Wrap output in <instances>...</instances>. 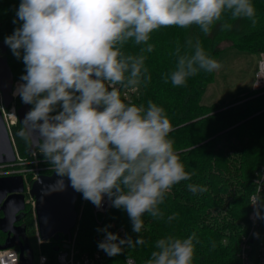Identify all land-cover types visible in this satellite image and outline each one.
Wrapping results in <instances>:
<instances>
[{"label":"clouds","instance_id":"obj_1","mask_svg":"<svg viewBox=\"0 0 264 264\" xmlns=\"http://www.w3.org/2000/svg\"><path fill=\"white\" fill-rule=\"evenodd\" d=\"M226 14L257 23L252 0H20L13 20L19 26L4 39L25 65L14 94L32 106L17 135L31 141L60 178L53 190H62L67 178L97 208L107 196L112 207L128 214L135 240L108 231L111 225L97 229L105 233L98 248L109 257L143 244V216L163 218L159 205L166 194L195 175L174 150L165 110L151 100L146 107L125 103L121 88L151 80L143 53L154 50L153 31L196 25L209 35L218 22L222 30L231 29L223 22ZM129 41L142 45L141 54H125ZM184 47L178 44L172 53L176 64L165 83L185 86L200 71L221 68L198 38ZM187 188L207 191L193 183ZM254 199L255 215L264 219V197ZM194 241L195 232L160 238L146 264H192Z\"/></svg>","mask_w":264,"mask_h":264},{"label":"trees","instance_id":"obj_2","mask_svg":"<svg viewBox=\"0 0 264 264\" xmlns=\"http://www.w3.org/2000/svg\"><path fill=\"white\" fill-rule=\"evenodd\" d=\"M19 3L20 0H0V42H4L5 37L19 26V23H13ZM252 3L256 8L255 26L246 18L232 20L226 14L223 22L231 24L230 30H222L218 22L209 35L197 34L196 25L188 28L172 26V40H160L162 28L151 33L149 43L154 45V50L143 53L146 56V75H150L151 80L146 82L141 79L142 91L133 104L146 107L151 100L165 110L173 127L169 138L174 141V150L179 154L185 170L195 172V175L174 185L166 194L164 202L159 205L163 218L156 219L148 214L143 216L144 227L139 236L144 243L125 247L123 254L112 257L113 262L123 264L127 257H133L138 264H146L152 251L156 250V240L167 235L187 238L195 232L198 242L194 241L192 264H240L239 244L248 228L249 200L255 186L254 172L257 168L259 170L264 159V95L252 97L256 93L250 91L244 98L211 112L200 104V99L207 84L212 81L213 72L200 71L188 78L185 86L179 87H174L170 80L165 83L164 77L175 68L176 57L172 53L176 46L179 44L182 51L185 50L188 39L195 41L198 38L214 59L222 53L220 46L225 42H231L245 51L264 49V0H252ZM141 47L129 41L123 51L138 55L141 54ZM6 56L14 78H20L21 73L14 71L9 47ZM21 127L19 123L13 127V138L23 158L28 159L31 156L30 141L17 135ZM189 183L202 185L207 191L193 194L187 188ZM81 198L82 193L77 207ZM173 213L178 215L169 222L167 218ZM23 220L27 228L34 224L31 204L27 205ZM113 221L123 226L126 235L133 240L137 238L138 234L132 231L131 221L124 210L111 207L105 224L99 226L87 206L81 220L77 247L82 252L95 250L98 247L97 238L105 234L97 229H103ZM63 237L56 236L50 243H42L44 252L52 256L63 247Z\"/></svg>","mask_w":264,"mask_h":264},{"label":"built area","instance_id":"obj_3","mask_svg":"<svg viewBox=\"0 0 264 264\" xmlns=\"http://www.w3.org/2000/svg\"><path fill=\"white\" fill-rule=\"evenodd\" d=\"M257 71L254 76V81L252 85L251 91H254L256 94L252 97H257L259 95H264V53L261 54ZM20 83L15 82V86ZM119 87V86H117ZM16 90V89H15ZM13 103L9 107H5L2 96L0 94V111L2 112L5 124L9 130V133L13 142V127L18 123V110L15 106V99L18 95L14 94ZM141 94L139 90V86H136L135 89L121 88V99L124 100L125 103H133L134 99L138 98ZM251 97V98H252ZM244 100L233 104L237 105ZM264 111V110H263ZM15 143V142H14ZM17 154V153H16ZM5 168H10L11 170H3ZM44 172L53 173L51 166L45 162L44 157L39 154V150L37 149L35 152L31 153L30 158H21L17 154V160L14 163L10 164H1L0 165V177L10 176V175H22L25 177V194H26V204H31L33 209V217L36 226L37 219L34 211L35 201L30 196L31 185L34 180H36L40 175L44 174ZM31 178V181H29ZM254 191L252 192L249 200V214L248 215V228L247 231L242 235L238 256L240 257V264H264V219H258L255 215V209L253 204L255 203L254 197L262 196L264 197V159L259 167V170L255 172L253 178ZM28 196V197H27ZM79 201V200H78ZM78 203V202H77ZM77 207L78 211V219L75 227L71 230L70 236L63 235L62 244L63 247L56 250L54 254L51 256L49 254L43 253L40 258L38 264H117L113 262L112 257H109L104 251L100 250L98 247L90 252H82L77 247V238L80 232L81 220L84 215L85 208L87 206L90 207L94 220L99 226H103L106 222V217L111 210V201L107 196L104 197V201L102 206L97 208L92 202L85 200L82 196L81 202ZM261 214L264 215V208L261 209ZM111 227L108 231L113 233H118L120 238H124L126 236V232L123 226L117 225L115 221L111 222ZM104 235H101L97 238V242H100L104 239ZM52 240V239H51ZM51 240L45 242L50 243ZM40 244L41 239L39 237ZM20 249L18 248H10L0 251V264H21L20 260ZM34 264V261H33ZM123 264H138L137 261L133 257H127Z\"/></svg>","mask_w":264,"mask_h":264},{"label":"water","instance_id":"obj_4","mask_svg":"<svg viewBox=\"0 0 264 264\" xmlns=\"http://www.w3.org/2000/svg\"><path fill=\"white\" fill-rule=\"evenodd\" d=\"M8 46L0 42V94L5 107H9L14 97L15 78L6 56ZM31 105L22 104L18 108V123L21 125ZM22 126V125H21ZM5 124L0 111V165L14 163L17 154L14 142ZM30 141L29 152L37 150ZM25 177L22 175H10L0 177V232L6 234L3 243H0V251L10 248L20 249L21 264H33V254L25 245L27 226L19 224L26 217ZM60 179L55 172L42 174L33 181L30 196L35 201L34 211L37 219V227L41 243L51 240L53 237L70 236L78 219L77 202L80 193L74 190L67 178H64L62 190H53L52 186Z\"/></svg>","mask_w":264,"mask_h":264},{"label":"rangeland","instance_id":"obj_5","mask_svg":"<svg viewBox=\"0 0 264 264\" xmlns=\"http://www.w3.org/2000/svg\"><path fill=\"white\" fill-rule=\"evenodd\" d=\"M198 27V26H197ZM197 34H201L198 27L196 30ZM160 40H172L171 27H162V33ZM220 48L222 53L215 59L222 65L221 68L213 72L212 81L207 84L206 91L203 97L200 99V104L205 106L208 111H214L218 108H223L229 103L234 102L238 99L244 98L248 92L251 91L254 76L257 71V65L261 54L264 53L262 50H240L236 48L231 42L222 43ZM11 61L14 67L15 73L25 74V65L22 59H17L11 52ZM15 82L23 83L20 78L15 77ZM139 90L142 91L140 84ZM22 101L18 96L15 99V106L18 108L22 105ZM16 153L23 158V155L19 152L16 144ZM11 170L10 168L3 169ZM258 168L255 170L257 172ZM254 172V174H255ZM34 220V217H33ZM36 222V221H35ZM29 226L26 232L27 250L29 249L33 254L34 264H38L40 256L46 252L42 249L39 241V230L36 224ZM2 237V238H1ZM4 238V239H3ZM5 237L0 236V241L3 243Z\"/></svg>","mask_w":264,"mask_h":264},{"label":"flooded vegetation","instance_id":"obj_6","mask_svg":"<svg viewBox=\"0 0 264 264\" xmlns=\"http://www.w3.org/2000/svg\"><path fill=\"white\" fill-rule=\"evenodd\" d=\"M0 217H3V213L0 211ZM25 220H23L21 223H17V225L19 224H23ZM3 235L6 238V234H3L2 232H0V236ZM2 238V237H1Z\"/></svg>","mask_w":264,"mask_h":264}]
</instances>
